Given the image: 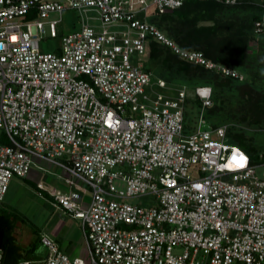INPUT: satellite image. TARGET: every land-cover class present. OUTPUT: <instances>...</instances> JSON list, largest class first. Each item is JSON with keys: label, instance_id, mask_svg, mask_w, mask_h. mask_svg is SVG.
<instances>
[{"label": "built area", "instance_id": "1", "mask_svg": "<svg viewBox=\"0 0 264 264\" xmlns=\"http://www.w3.org/2000/svg\"><path fill=\"white\" fill-rule=\"evenodd\" d=\"M185 1L0 0V209L12 177L53 164L63 188L50 203L79 221L87 252L70 255L42 233L47 254L14 264H264V154L253 161L229 141V124L202 113L188 129L185 87L170 94L143 66L156 42L243 78L152 21ZM68 8L78 26L65 31ZM253 26L259 34L264 18ZM44 38L59 44L42 51ZM193 94L212 104L210 86ZM145 195L154 200L128 201Z\"/></svg>", "mask_w": 264, "mask_h": 264}, {"label": "rangeland", "instance_id": "2", "mask_svg": "<svg viewBox=\"0 0 264 264\" xmlns=\"http://www.w3.org/2000/svg\"><path fill=\"white\" fill-rule=\"evenodd\" d=\"M249 1L250 3H248ZM258 1L264 6V0H248L243 6L231 7L227 9V12L218 13L219 17L223 21L229 19L232 21L249 20L251 14L257 12ZM76 14L75 9L68 8L63 11L62 28L65 31L73 30L78 26ZM155 19L152 17V20ZM210 23L209 20H199L196 24ZM225 34L222 32L218 36L223 37ZM58 44L59 38H44L41 41V50L51 51ZM163 57L164 54L151 56L149 51L148 57L143 59V66L152 75L150 82L156 78H165L170 94H175L174 92L178 87H185L188 98L184 113L188 129L194 127L197 116L199 117V113H202L205 121L211 124H229L228 133L230 135L240 134L246 144L253 147L254 153L257 155L264 154V32L253 37H247L246 60L241 67L238 66L243 78L239 81L231 80L232 82L225 86L217 84L215 90L213 84L207 82L209 78H212L210 75L196 74V71L190 74L177 72L171 67L172 65L165 66ZM211 80L214 82L213 79ZM206 82L212 87V104L202 109L198 99L193 94V90L195 86L205 85ZM213 91H215V97ZM243 91L245 92L243 93ZM41 168L43 170H39L40 176L37 180L42 182L45 190L49 186H58V182L62 183L58 176H62L63 172L57 166L42 163ZM256 174L259 177H264V164L257 166ZM34 182L27 176L25 178L12 177L2 202L4 209L17 217L14 225L16 241L22 246L28 245V248L32 245L35 246L34 259L41 258L47 254V248L40 243L39 237L42 233H46L58 240L64 249L68 241H71V245L75 244L74 252L66 251L70 255L86 257L87 252L81 231L75 238L77 231H79V221L63 215L59 209L55 208L50 203L45 191L43 192L44 196L40 197ZM153 200L154 197L151 195L128 199L130 202H143L145 204ZM74 221L75 224H73ZM54 227H56L57 235L52 233Z\"/></svg>", "mask_w": 264, "mask_h": 264}, {"label": "trees", "instance_id": "3", "mask_svg": "<svg viewBox=\"0 0 264 264\" xmlns=\"http://www.w3.org/2000/svg\"><path fill=\"white\" fill-rule=\"evenodd\" d=\"M247 2L248 0H239V3L225 5L215 1L187 0L180 7L155 16L156 19L152 21L182 47L200 50L213 62L222 63L241 74L239 67L246 60L247 37L258 35L254 34L253 25L255 21H261L264 18L263 4H260L258 1L259 7L256 8L257 12H253L249 20L246 21H232L230 19L223 21L220 19L218 13L227 12V9L231 7L243 6ZM199 20H209L211 23L197 25L196 23ZM222 32L226 34L223 37H219V33ZM263 32L264 29L259 34ZM159 54H164L162 60L165 61V66L169 67V65H172L171 67L177 72L190 74L196 71V74L205 73L206 75H210L212 78H209L207 82L213 84L214 90L217 84L225 86L226 84H230L231 80L239 81L237 78L223 76L214 70L184 61L171 53L169 49L153 42L150 48V55L157 56ZM207 82L205 85H209ZM213 96L215 97V91H213ZM214 125L220 124L215 123ZM228 134L229 141L238 144L250 155L253 161L258 160V155L252 151L253 147L248 146L240 134H235L234 136L230 135V133ZM0 211L5 213L3 209ZM0 217L3 220V222L0 221V250L2 252V260L7 264H14L21 258L29 257V253L34 252V246L32 245V247L26 250L19 251L20 247L15 243L14 237L10 233H7L8 231L11 232L13 227L8 215L0 214Z\"/></svg>", "mask_w": 264, "mask_h": 264}, {"label": "crops", "instance_id": "4", "mask_svg": "<svg viewBox=\"0 0 264 264\" xmlns=\"http://www.w3.org/2000/svg\"><path fill=\"white\" fill-rule=\"evenodd\" d=\"M39 170H37V169H35V168H33L31 171H30V173L27 175V177L30 179V180H33V181H35L34 183H35V186H36V188H37V183L38 182H41V181H39V180H37L38 178H39V176H40V174H39ZM59 178V177H58ZM60 179V178H59ZM42 183V182H41ZM57 185L58 186H49V188L48 189H46L45 190V188H44V185H43V189H42V191L44 192L45 191V193L47 194V196L50 198V194L49 193H51V192H53L56 188H63V185H62V183H60V182H58L57 183ZM38 189V188H37ZM1 209H3L4 211H5V213L4 212H1L0 211V214H7L8 215V218L10 219V223H11V225H13V227H12V231L10 232V231H8L7 233L9 234H11L13 237H14V241H15V243L20 247L19 249V251H23V250H26L27 248H28V245L27 246H22V245H20L17 241H16V235H15V232H14V230H15V227H14V225H15V223H16V219H17V217L15 216V214H11L10 212H8L7 210H5L4 209V207H3V205H2V208ZM0 209V210H1ZM61 212V211H60ZM71 218V217H70ZM74 220V219H73ZM0 221H2L3 222V220H2V218L0 217ZM76 221V220H75ZM75 221H74V223L73 224H75ZM9 223V222H8ZM79 224V223H78ZM56 227H54L53 229H52V233L54 234V235H57V231H56V229H55ZM78 228H79V231H77V234H76V236H75V238L77 237V235L79 234V232H80V227L78 226ZM58 241V240H57ZM0 244H1V231H0ZM34 249H35V246H34ZM75 249H76V245L74 244H72L71 245V241H68V243H66V248H65V250L66 251H68V252H70V253H72V252H74L75 251ZM34 253V252H33ZM33 253H29V257H27V258H21V259H19V260H23V259H29V258H34V254Z\"/></svg>", "mask_w": 264, "mask_h": 264}, {"label": "snow or ice", "instance_id": "5", "mask_svg": "<svg viewBox=\"0 0 264 264\" xmlns=\"http://www.w3.org/2000/svg\"><path fill=\"white\" fill-rule=\"evenodd\" d=\"M13 39H15V37H13ZM241 159H243V157Z\"/></svg>", "mask_w": 264, "mask_h": 264}, {"label": "clouds", "instance_id": "6", "mask_svg": "<svg viewBox=\"0 0 264 264\" xmlns=\"http://www.w3.org/2000/svg\"><path fill=\"white\" fill-rule=\"evenodd\" d=\"M198 86V85H197ZM207 86H210V85H207ZM211 87V86H210ZM212 88V87H211Z\"/></svg>", "mask_w": 264, "mask_h": 264}]
</instances>
